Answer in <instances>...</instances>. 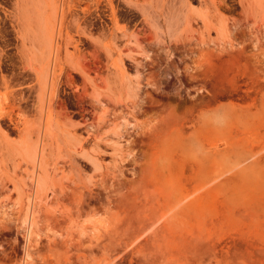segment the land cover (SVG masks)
<instances>
[{
    "label": "rangeland",
    "instance_id": "rangeland-1",
    "mask_svg": "<svg viewBox=\"0 0 264 264\" xmlns=\"http://www.w3.org/2000/svg\"><path fill=\"white\" fill-rule=\"evenodd\" d=\"M0 104V264H264V0H0Z\"/></svg>",
    "mask_w": 264,
    "mask_h": 264
},
{
    "label": "bare ground",
    "instance_id": "bare-ground-1",
    "mask_svg": "<svg viewBox=\"0 0 264 264\" xmlns=\"http://www.w3.org/2000/svg\"><path fill=\"white\" fill-rule=\"evenodd\" d=\"M170 12V11H169ZM177 12V11H176ZM175 11H171L167 16H169V20H168V27L170 30L174 31L178 28L179 26V22L181 21L179 18V14L176 13ZM3 112V108L0 104V113ZM19 140V139H18Z\"/></svg>",
    "mask_w": 264,
    "mask_h": 264
}]
</instances>
